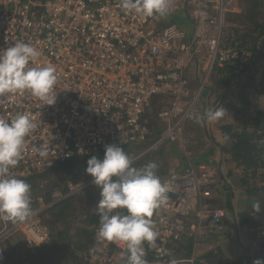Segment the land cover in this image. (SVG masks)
<instances>
[{
	"label": "built area",
	"instance_id": "obj_1",
	"mask_svg": "<svg viewBox=\"0 0 264 264\" xmlns=\"http://www.w3.org/2000/svg\"><path fill=\"white\" fill-rule=\"evenodd\" d=\"M239 1L172 0L168 16L142 17L122 10L120 0H0V54L19 41L31 44L40 55L29 66L53 65L57 76L53 106H43L27 91L0 96V119L28 113L37 125L11 174L27 178L73 157L97 154L109 144L143 143L151 133L147 112L156 98L162 100L156 110L161 128L132 162L169 143L187 155L185 127L199 113L205 89L226 65L240 67L251 56L231 45L227 34V18ZM33 146H46L47 157L33 152ZM159 177L168 200L150 217L157 238L154 244L145 242V259L148 264H194L202 240L219 237L227 228V211L209 200L215 194L209 186L211 168L188 163ZM90 184L92 178L67 181L64 189H50L48 201L25 221L2 219L0 263L5 238L19 233L25 243L43 245L50 229L39 212ZM81 254L84 264H127L123 242L96 239Z\"/></svg>",
	"mask_w": 264,
	"mask_h": 264
},
{
	"label": "clouds",
	"instance_id": "obj_2",
	"mask_svg": "<svg viewBox=\"0 0 264 264\" xmlns=\"http://www.w3.org/2000/svg\"><path fill=\"white\" fill-rule=\"evenodd\" d=\"M120 7L142 17H166L174 10L172 0H120ZM39 55L37 48L22 41L3 49L0 96L27 91L43 106L55 105V66H29ZM225 113L220 106L197 114L195 119L214 122ZM36 127L28 113L17 114L10 121L0 119V219L5 221L23 222L32 214L31 186L13 176L11 170L23 155L26 138ZM32 150L42 158L48 155L46 146H33ZM157 168L155 162L139 168L132 166L130 156L118 143L106 145L102 159L93 155L87 160L85 172L92 177L100 197L94 209L99 217L96 239L125 243L127 264H148L144 244H154L157 238L150 217L168 200V188L157 175ZM253 207L256 213L261 211L259 202ZM253 264H264V259H255Z\"/></svg>",
	"mask_w": 264,
	"mask_h": 264
},
{
	"label": "trees",
	"instance_id": "obj_3",
	"mask_svg": "<svg viewBox=\"0 0 264 264\" xmlns=\"http://www.w3.org/2000/svg\"><path fill=\"white\" fill-rule=\"evenodd\" d=\"M244 2V10L240 13V16L243 17L242 19L245 21L244 25L248 24L250 22L252 26H250L246 33H248V36L251 37V41L249 42L247 38L243 39L241 43L237 44L235 43V40L231 42V45L238 46L240 48L249 50L251 52V56L249 60L243 64L242 66H234V65H226L221 71L222 74L218 75V80L222 78L226 81V83L230 82H236L237 80L240 81L242 78H246L245 82L249 83V79L255 83L259 84L256 85V89L259 92L258 94H261V96H264V70L261 69L257 71L258 73H261V80L259 82H255L256 78L255 75L250 73V70L259 68V61L264 59V0H243ZM257 32V34H255ZM253 37V38H252ZM249 43V45H247ZM256 91V92H257ZM158 98L153 100V103L157 101ZM244 101H247V105L250 106L249 111H241L240 115L244 116L245 118L251 117L253 119V124H250L251 122L246 120L245 123L243 122L242 126H239L237 129H233L230 126H223V130L225 131L224 134L228 138L227 145L229 147L228 150L230 152V157L234 160V164L236 165V168L238 170L239 175L241 176L240 179H243V183L246 186L244 188L243 194H245V199L242 202L244 205L241 209L235 210L234 218L235 222L237 224L236 231L244 232L245 229L255 228L257 226V221H255V217L253 212H255L253 205L256 202H259L260 205H264V109H261L257 107L254 103L250 104L249 99L247 97H243L240 100H238V103H240L241 106H246L244 104ZM152 103V104H153ZM219 104L221 106H226L225 100L222 99ZM220 107V106H217ZM147 124L150 128V136L141 144H136L132 146H122L124 151L126 153H130L131 151L137 150L142 148L145 144H147L149 141H152L158 131L160 130L161 123L157 120L156 115L151 114L148 118ZM246 124V125H245ZM251 126L249 130L248 127ZM176 148H178L176 146ZM174 151H177L175 149V146H172ZM163 151V150H162ZM100 154V153H99ZM93 155L97 154H91L84 156L86 159L91 158ZM178 155V152H177ZM185 155V154H183ZM187 155H185L186 157ZM184 157V156H183ZM80 157H73L65 162L60 163L58 166L54 167V170H57L61 173V175H65L71 172V170L74 169V167L77 165V167H80L81 164L78 162V159ZM184 159V158H182ZM187 159V158H186ZM134 163V162H133ZM79 164V165H78ZM188 164V161H187ZM138 168V167H137ZM79 169V168H78ZM45 172V171H44ZM43 173V172H42ZM259 173L262 174V183L261 184H250L247 183V180H244V177H249L250 181L255 179V176H257ZM41 174V173H39ZM33 176V175H32ZM32 176H29L27 178H22L26 182L29 181V178ZM77 177V175H74ZM72 177L71 181L77 182V178ZM85 178L88 180L90 179V175H86ZM245 181V182H244ZM247 181V182H246ZM89 188H92L91 190L96 193V190L98 188L92 184L88 186ZM96 187V190L95 188ZM90 191V189H89ZM90 193V192H89ZM90 195V194H89ZM97 195H94L92 199L97 198ZM69 198H66L65 200L60 201L57 204L51 205L48 207V216L46 218V221H49L50 227L52 226V223H58L61 219V217L67 216V213L62 210V208L58 207L62 206ZM66 209V208H65ZM86 223L83 224L85 226H80V245L81 250H88L94 246V233L93 229L96 227H99V217L96 214V212H90L85 214ZM228 225V223H227ZM87 226V227H86ZM230 226V225H229ZM245 228V229H244ZM229 231V230H228ZM79 233V231H78ZM257 233L260 240L258 241V244L255 246L254 250L257 252L256 259H264V230H260ZM228 232L225 231L222 234L223 238H228ZM58 235H62L63 237H67L68 233L65 231H56L53 233V237H56ZM81 236L87 238V240H82L84 238H81ZM57 238V237H56ZM13 239V238H12ZM8 240V243L11 245L13 250H16L18 245L20 246L21 250H16L18 254L23 258V260L30 264L31 262H35L39 260V254L41 250H34L30 247H28L25 244H20V242L16 239V242ZM57 240V239H56ZM14 242V243H12ZM16 244V245H15ZM17 246V247H16ZM188 246L185 248L187 249ZM73 253V252H72ZM73 256L70 258V262L72 264H84L82 259V254L80 253H73ZM221 247L219 246L216 249L209 250L205 252L201 258L205 259L206 261H209V264H220L221 262H225L224 255ZM250 257V256H249ZM18 257L16 256V259ZM42 258V257H40ZM15 259V258H14ZM196 264V262H195ZM226 264H234V262L230 261Z\"/></svg>",
	"mask_w": 264,
	"mask_h": 264
},
{
	"label": "crops",
	"instance_id": "obj_4",
	"mask_svg": "<svg viewBox=\"0 0 264 264\" xmlns=\"http://www.w3.org/2000/svg\"><path fill=\"white\" fill-rule=\"evenodd\" d=\"M244 5L245 4L243 0H240L237 11L229 15L227 18V34L229 38H232L233 40H237L238 43H241L242 40L245 38H247V40L250 42V40L248 39L249 37L248 33H246V31L250 26H252V24L248 22V24L244 25L245 19L243 20L242 19L243 17L240 16V13L244 10ZM247 45H249V43H247ZM261 69L264 70V67L261 68L259 65V68L250 70V73L253 75L254 74L261 75L262 72L260 73L257 72ZM218 78H215V80H213L211 87L205 89L206 91L204 93L205 95L204 100H202L201 102L198 114H203L210 108L216 109L217 106H221L219 102L222 99H224L225 104H226V106H224L226 110L225 115L218 121H214V122L196 121L198 125L200 124L201 126L200 128L202 130L203 135L200 136L201 138L197 136L196 137L197 139L193 136L190 137L187 135V141H186L187 150L186 151H188L189 149L190 150L189 153L191 154V156L190 155H189L190 157L188 155L186 157L185 155H183L184 157L183 156L180 157L179 155L175 156L176 158L174 159V161L179 160L178 159L179 157L181 161L183 162L179 166L172 165L171 167H169L167 169V173L169 171H182L185 168V166H187V161L188 163H191L192 165H196L199 163H205L209 165L211 168L212 174H213V177L211 179V183L209 186L215 192V194L213 195L214 197L212 196L211 198H209V200L212 201L213 199H215V197L220 198L219 205L225 207L227 211L226 221L228 225L225 231L229 233L227 236L228 238H223L221 235L219 237L212 236V237H206V239H203L202 240L203 242L199 244L194 251L195 252L194 253V256H195L194 264L195 262L196 264H209V261L202 259L201 256L205 252L212 250V249H216L219 246L221 247L223 251V255H224L223 260L225 261L223 263L221 262L220 264H226V261L227 262L232 261L234 262V264H253V261H254L253 257L252 258L250 257V259H248L250 253L247 252L246 250H242L245 253V256H243L244 259H241V256H237V257L232 256V255L237 254L234 252L236 251V249L233 251L232 250L230 251L229 257L228 255L226 256V254L224 253L225 252L224 244L230 245V242L235 241L232 238L234 233H236V228H237V224L234 221L235 220L234 218L235 210L241 209L244 206L242 203H238V205H236L234 203L233 197L235 198L236 196L235 194H238V195H245V194H243L242 191L237 188L239 186L238 181L240 180L241 176L239 175L236 165L233 162L234 160L232 159V157L229 156L230 152L228 150H231V149H229L227 145L228 138L224 134L225 131L223 130V126H230L233 129H237L239 126H242L243 122L245 123V120H246V124H247V121L251 122L250 124H253V119L251 117L245 118L244 116L238 114L241 111L248 112L249 108L252 106V105L248 106L247 101H244V104L246 105L245 107L241 106L240 103H238V100H240L241 98L245 96L247 97V99H249L250 104L254 103L257 107L261 109H264V108L261 105L262 102L258 101L259 98H257L256 97L257 95L254 93V89H255V87L253 88L254 84L253 85L247 84L246 82H244L243 79L240 81H236V82L226 83V81L223 80L222 78H220L219 80ZM261 98L262 96H260V99ZM250 127L251 126H249L247 130L251 129ZM194 158L196 159L195 161L192 160ZM139 167H142V165ZM247 181L249 182V179ZM253 183H254V179L251 180V184ZM215 185L217 188H213V186ZM224 195L225 197L228 198V202L225 201L226 199L224 197L222 198V196ZM243 198L245 199V197ZM261 207H264V205H262ZM79 225L81 226V224ZM83 226L85 225H82V227ZM48 240L41 246L33 245L32 243L30 244L27 243V246H30V248L32 249L35 248L34 250H37V249L41 250L39 256L42 257V258L39 257V260L35 262H31L30 264H41L45 259L48 263L49 258H47L48 256L47 252L50 249L49 246H46ZM52 241L54 240L53 239L51 240V245L54 248ZM9 243L6 242L2 244L3 248H5L6 252H8L9 255L0 264H22V262L23 264H25L26 262L24 260L22 261V258L20 257L18 252H16V250L20 249L19 245L18 247L16 246L17 247L16 250H13ZM255 246L256 245H254L253 248H255ZM246 248L249 250L248 247ZM191 250H192V244H189V246L187 247L188 255L190 254ZM255 254H257V252H255ZM16 256L18 257L17 259H16Z\"/></svg>",
	"mask_w": 264,
	"mask_h": 264
},
{
	"label": "rangeland",
	"instance_id": "obj_5",
	"mask_svg": "<svg viewBox=\"0 0 264 264\" xmlns=\"http://www.w3.org/2000/svg\"><path fill=\"white\" fill-rule=\"evenodd\" d=\"M255 34H257V32H255ZM248 39L251 41V37H248ZM235 43L239 44L237 40H235ZM259 65L261 68H263L264 67V60H260ZM221 74H222V71L219 72V75H221ZM254 75H255L254 78H256L255 82H259V80H261V75L260 74H258V75L254 74ZM214 78H218V76H215ZM242 79L245 82L246 78H242ZM249 83L251 85L254 84L253 85V88L255 87L254 93L257 95L256 97L259 98L258 101L262 102L261 105L264 108V97L262 96V98L260 99L261 94H258L259 93L257 91L258 89H256V85H259L260 83L255 84L250 79H249ZM211 84H212V82H211ZM256 97H255V99H256ZM161 103H162V100L159 99L151 105V107L149 108V110L147 112L148 117L151 114L156 115V110H157V108L161 107ZM193 121H195V122H193ZM196 121L197 120L193 119V120L189 121V123L186 124V127H185L186 136L187 135L190 137L193 136L195 138L198 136L199 138H201L200 136L203 135L202 130L200 128L201 126H200V124L198 125L196 123ZM164 145H166V144H164ZM164 145H161V146H159L153 150H150L147 153H145L142 157L137 158L136 160H133L134 163L132 162V166L139 168V166H141V165L144 166V164H147L149 162H155L158 165V168L156 170L158 176L165 175L167 173V169L169 167H171L172 165L173 166H176V165L179 166L183 161H181V159L179 157H178L179 160L174 161V159L176 158L175 156L179 155L181 157V156H183L184 153L182 151H180L178 148H175L177 151L170 149V148H172L173 145H175V147H176L175 143H169L166 146H164ZM137 150H134V151H131L130 153H128L130 158L135 156V153ZM104 151L105 150H101L99 152L100 154L98 153V155H95V156L102 159L104 156ZM189 151L190 150L188 149L186 154L188 156L189 155L191 156ZM177 152H178V155H177ZM87 160L88 159H86L85 157H80L78 159V162H80L79 164H81V166L77 167V165H76L74 167V169L71 170L70 173L65 174V175H63V174L61 175V173L59 171L51 169V170L45 171L41 174H35L31 178H29V181L27 183L30 184V186H31L29 195H30V200H31L32 211H34L35 208H38L39 206H41V204L43 202L48 201L50 189H52L54 187H57L58 189L59 188L64 189L67 181H71L69 179H71L72 177H76L74 175H77V177H76L78 179L77 181L87 180L85 178V176L87 175L85 172V169L87 167ZM192 160L195 161L196 159L194 158ZM261 177H262L261 173H259L257 176H255L254 184H261L262 183ZM247 179H249V177H246V178L244 177V180H247ZM238 182H239V186L237 188L243 192L244 191L243 189L246 187L243 183V179L242 180L240 179ZM248 183L251 184L250 179H249ZM237 185H238V183H237ZM94 188L96 190V187H94ZM213 188H217L216 185L213 186ZM89 189H90V191H89ZM91 189L92 188L86 187L81 192H78L74 195L69 196L68 197L69 199L62 206L57 205L58 207L62 208V210H64L65 213H67V216H65L63 218L61 217L60 221L57 224L53 222L52 226H54V227H52V228L50 227L49 221H46V218L48 216V207L42 209L39 212L41 220L50 229V237H49V240L46 244V246H49V248H50L47 252V254H48L47 258H49L48 263H47L46 259L45 260L43 259L44 261L41 264H72L69 261L70 258L73 256L72 254L75 252L79 253V254L81 253V251H79V250H81L80 247L82 246L79 242L80 241V230H79L80 225L79 224H81V226H82L83 224L86 223L85 214L92 212V211H95L94 209H95L96 203L100 198L99 197V189L96 190V193L94 191H92ZM231 194H232V192H231ZM94 195H97L98 197L95 199H92L94 197ZM235 195L236 196H235V198L233 197V200H234V203L236 205H238V203H242L241 201H244V199L242 200V198L245 197L244 195H238V194H235ZM223 197L226 199L225 201L228 202V198L225 197V195L222 196V198ZM219 201H220V198L215 197V199H213L211 201V203L213 204V206H220ZM220 207H223V206H220ZM223 208L226 210L225 207H223ZM253 214L255 215L254 216L255 221H257V223H258L257 226L255 228H250V229L244 228L245 229L244 232H239L237 230L236 233H234V235L232 237L233 240H235V241L230 242V245L224 244V246H225V252L224 253L226 254V256L228 255V257H229L230 251L231 250L233 251L236 249L237 252L236 251H234V252L237 254L232 255V256H236V257L241 256V259H244L243 256H245V253L242 250H246L247 252L250 253L249 256L251 258L253 257V260L256 259L257 254H255V252H254L255 250H254L253 246L257 245L258 241L260 240V238H259L260 235H258L259 233H257V232L260 230L261 231L264 230V207H261V211L259 213L253 212ZM5 222L8 224L13 223L11 221H5ZM2 223H3L2 219H0V226H2ZM61 230L68 233V236L63 237L62 235H58V236H56L57 238L52 236L54 232L61 231ZM78 231H79V233H78ZM15 238L20 242V244H25L24 237L21 236L19 233H15V234H12L9 237L5 238L1 242V246H2V244L8 242V240H11V239H12V241L16 242ZM81 238H84V239H82L84 241L87 240V238H85L83 236H81ZM52 239L54 240V241H52L54 248L51 245ZM95 241H96V239L94 238V243H95ZM26 245H27V243H26ZM28 247H30V246H28ZM246 247H248L249 250ZM2 248H3V246H2ZM20 250H21V248H20ZM3 251L5 253V259H6L9 255V253L6 252L5 248H3ZM238 253H240V254H238ZM250 257L248 259H250ZM22 261H23V258H22ZM22 264H23V262H22Z\"/></svg>",
	"mask_w": 264,
	"mask_h": 264
}]
</instances>
